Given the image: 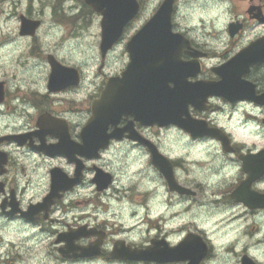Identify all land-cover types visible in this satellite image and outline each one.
Segmentation results:
<instances>
[{
    "label": "flooded vegetation",
    "instance_id": "af4514ba",
    "mask_svg": "<svg viewBox=\"0 0 264 264\" xmlns=\"http://www.w3.org/2000/svg\"><path fill=\"white\" fill-rule=\"evenodd\" d=\"M191 6L176 19L174 1L162 74L129 92L140 13L105 56L99 28L89 67L41 45L56 33L34 10L14 12L0 36V264H264V0ZM170 98L185 110L170 115Z\"/></svg>",
    "mask_w": 264,
    "mask_h": 264
},
{
    "label": "water",
    "instance_id": "95a60500",
    "mask_svg": "<svg viewBox=\"0 0 264 264\" xmlns=\"http://www.w3.org/2000/svg\"><path fill=\"white\" fill-rule=\"evenodd\" d=\"M174 0H163L152 17L142 26V28L128 41L126 50L129 53L130 62L127 64L126 71L122 73V84L128 92L132 89V83L148 82L150 78H155L162 74L163 43L166 36L169 44L173 42L172 36L176 35L171 31V14L173 11ZM95 11L102 15L101 20V44L102 55L114 43L121 34L124 26L137 13L139 4L136 0H85ZM33 27L30 23H23L22 33ZM159 60V61H157ZM58 64V63H57ZM53 64L59 71V64ZM171 75V74H170ZM140 78H143L141 80ZM207 86H195L191 89L177 90L170 89V95L181 96L184 98L191 90L198 91L206 89ZM117 99L112 98L115 103ZM170 98L169 114L182 112L183 104ZM96 119V118H95ZM94 119V120H95ZM93 122H97L96 120ZM199 241L187 236L178 246L179 250L189 252L193 250ZM142 251L138 255H145ZM184 259L187 264H197V260L192 255L186 254Z\"/></svg>",
    "mask_w": 264,
    "mask_h": 264
},
{
    "label": "rangeland",
    "instance_id": "374dc122",
    "mask_svg": "<svg viewBox=\"0 0 264 264\" xmlns=\"http://www.w3.org/2000/svg\"><path fill=\"white\" fill-rule=\"evenodd\" d=\"M143 2L142 11L136 19L135 23L129 31V35L133 33L151 14L154 8L161 0H141ZM197 0H176L177 13L175 18L183 17L184 13L189 10L187 8ZM24 9L34 10L45 20L47 25H53L55 28L56 38L40 42L42 46L55 45L56 53L61 57H65L72 62H79L80 57L85 56L89 67L97 66L95 58V43L99 35V17L88 12L86 6L82 5V0H0V36L3 33L11 34L14 25V12H21ZM199 10H194L193 18H199ZM211 15L206 16L209 18ZM45 29V28H44ZM41 34H44L41 31ZM2 38H0V41ZM2 44L0 43V46ZM28 43H22L19 49H15L10 54L8 65L15 66L18 59L24 60L27 56ZM73 48L72 55H67L65 51ZM21 51L22 57L18 51ZM90 56L94 58L90 59ZM119 64H123V58L118 56ZM116 66V65H114ZM130 194V193H129ZM138 194L134 193L133 195ZM134 199L133 196L128 197V201Z\"/></svg>",
    "mask_w": 264,
    "mask_h": 264
}]
</instances>
